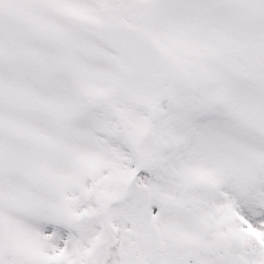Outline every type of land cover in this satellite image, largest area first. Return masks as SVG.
Returning a JSON list of instances; mask_svg holds the SVG:
<instances>
[{
  "label": "snow or ice",
  "instance_id": "6c2138e0",
  "mask_svg": "<svg viewBox=\"0 0 264 264\" xmlns=\"http://www.w3.org/2000/svg\"><path fill=\"white\" fill-rule=\"evenodd\" d=\"M0 264H264V0H0Z\"/></svg>",
  "mask_w": 264,
  "mask_h": 264
}]
</instances>
